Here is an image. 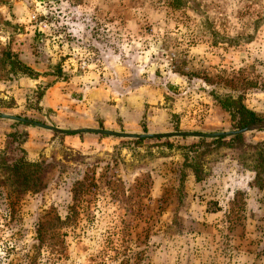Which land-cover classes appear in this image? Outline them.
I'll use <instances>...</instances> for the list:
<instances>
[{"label": "rangeland", "instance_id": "374dc122", "mask_svg": "<svg viewBox=\"0 0 264 264\" xmlns=\"http://www.w3.org/2000/svg\"><path fill=\"white\" fill-rule=\"evenodd\" d=\"M238 95L264 115V0H0V114L60 130L216 134L238 131L219 106ZM220 138L137 144L0 119L9 163L45 164L47 185L15 215L0 209V258L10 231L27 242L38 215L66 218L80 182L65 237L80 264H119L124 247L134 264H264V127Z\"/></svg>", "mask_w": 264, "mask_h": 264}, {"label": "trees", "instance_id": "16d2710c", "mask_svg": "<svg viewBox=\"0 0 264 264\" xmlns=\"http://www.w3.org/2000/svg\"><path fill=\"white\" fill-rule=\"evenodd\" d=\"M15 61L14 64L19 67L23 74L36 75L30 68L19 65ZM171 89L175 90L173 87ZM219 106L230 115L233 127L238 130L248 127H264V115L247 108L241 95L226 97L219 101ZM174 130L177 131V126ZM12 135L9 134L7 137L10 138ZM241 139L242 136L232 138L235 141ZM222 140L223 138H217L215 141ZM145 141V139H139L136 143L140 144ZM45 168L46 165L41 162H29L23 158L9 163L4 149L0 147V209L3 212L15 215L16 211L26 205L25 198L42 193L47 187L42 177ZM256 168L258 170L254 181L255 187L262 189L264 187V155L259 154V162ZM193 171L195 173V170ZM59 188L60 185H57L55 189L58 190ZM84 188V183L76 182L66 190L73 195V204L68 208L70 213L66 218L62 219L56 208H51L50 211H45L43 215L35 217L31 228V236L27 242L21 240L23 238L22 234H15V230L10 231L12 238L10 242L4 244L1 248L0 264H80V257L77 254L74 256L70 250L68 251L65 237L69 233L67 231H71L75 236L74 227H72L77 216L75 205L79 202L81 196L85 194ZM70 227L72 228L70 229ZM63 230L66 231L62 232ZM77 235L80 239L81 234ZM121 245L123 248L124 244ZM148 251L144 252L145 258L148 256ZM83 252L88 254V250H83ZM100 254L102 256L99 257L105 255V260H111L106 255V250L100 251ZM119 255L120 257L115 259L116 261L120 260L119 264H134L140 260L138 257L132 258L133 255L127 254L125 247L123 253ZM90 256L93 255L90 254L85 258L90 260L93 258Z\"/></svg>", "mask_w": 264, "mask_h": 264}, {"label": "water", "instance_id": "95a60500", "mask_svg": "<svg viewBox=\"0 0 264 264\" xmlns=\"http://www.w3.org/2000/svg\"><path fill=\"white\" fill-rule=\"evenodd\" d=\"M0 119L2 120H9L17 123H22L26 125H32L37 128H41L44 130H48L51 132H55L58 134L63 135H71V134H95L101 136H112L118 138H129V139H158V138H170V137H199V138H209V137H227L238 135L247 132L250 128H244L234 132H226V133H216V134H199V133H169V134H161V135H134V134H125V133H118L112 132L102 129H80V130H60L57 128H53L51 126L34 122L31 120H27L25 118H20L17 116H12L8 114H0Z\"/></svg>", "mask_w": 264, "mask_h": 264}, {"label": "crops", "instance_id": "0c3cea01", "mask_svg": "<svg viewBox=\"0 0 264 264\" xmlns=\"http://www.w3.org/2000/svg\"><path fill=\"white\" fill-rule=\"evenodd\" d=\"M56 92L54 91V89H52L51 91H48L47 92V94H46V96L44 97V102L46 101V102H49L50 104H46L47 105V107L48 108H50V109H54V108H57L58 107V101L56 100L55 102H50L51 101V98H52V96L53 95H56L55 94ZM57 96V95H56ZM61 96H64L63 94L61 95ZM64 98H65V96H64ZM65 101H66V99H65ZM55 104V105H54Z\"/></svg>", "mask_w": 264, "mask_h": 264}]
</instances>
